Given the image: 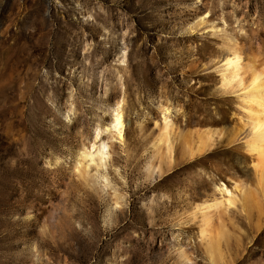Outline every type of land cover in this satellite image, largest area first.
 <instances>
[{
	"label": "rangeland",
	"instance_id": "374dc122",
	"mask_svg": "<svg viewBox=\"0 0 264 264\" xmlns=\"http://www.w3.org/2000/svg\"><path fill=\"white\" fill-rule=\"evenodd\" d=\"M226 41L264 59V0H0V264H264ZM96 130L105 166L78 173ZM219 187L233 204L211 216L213 261L194 214Z\"/></svg>",
	"mask_w": 264,
	"mask_h": 264
},
{
	"label": "bare ground",
	"instance_id": "6f19581e",
	"mask_svg": "<svg viewBox=\"0 0 264 264\" xmlns=\"http://www.w3.org/2000/svg\"><path fill=\"white\" fill-rule=\"evenodd\" d=\"M259 48L249 49L247 52L244 51V48L242 49L236 44L226 41L225 46L221 49V55L217 62L219 66L216 69L220 72L222 92L224 94H233L237 101V114L235 116L238 119V128L235 125L237 130H234V133L231 134L230 143L238 142L241 140L240 137H242L243 148L252 158L257 190L264 188V59H260L261 51ZM122 117V111L118 106L114 111L108 129L109 133L111 132L112 134L113 132L119 138L121 137L123 127ZM163 121L164 124L161 127L162 130L157 139L158 145L155 150L159 154L165 151L170 153L169 150L171 148L168 145L170 141V132L168 130L170 125L166 116ZM93 134L91 144L89 146L83 144L79 148L77 154L78 173L80 171L84 174L87 173L84 165L87 168L91 165L95 166V168L105 166L109 156L107 144L100 142L99 130L94 131ZM208 140H210V137H207V135L199 137L200 144L196 148V151H204ZM216 193L219 196H216ZM216 193L211 196L210 203H205L194 214V216L197 213L200 214V237L205 241L206 251L213 261L221 259L218 249L220 240L224 237V234L220 232L213 235L210 230L212 223L211 216L213 217L223 207L233 204V200L230 197L225 199L226 194H229L223 187H219ZM253 196V193L250 194L249 191L247 197H244L245 208L251 207ZM182 260L187 261L188 258L182 257Z\"/></svg>",
	"mask_w": 264,
	"mask_h": 264
}]
</instances>
